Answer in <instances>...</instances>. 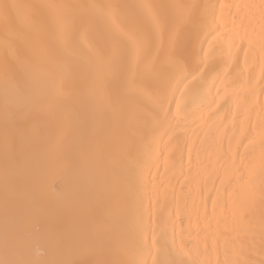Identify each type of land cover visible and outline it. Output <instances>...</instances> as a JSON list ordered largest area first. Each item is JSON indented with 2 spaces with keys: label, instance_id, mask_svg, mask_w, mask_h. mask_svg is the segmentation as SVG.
Segmentation results:
<instances>
[{
  "label": "bare ground",
  "instance_id": "6f19581e",
  "mask_svg": "<svg viewBox=\"0 0 264 264\" xmlns=\"http://www.w3.org/2000/svg\"><path fill=\"white\" fill-rule=\"evenodd\" d=\"M3 4L16 7L0 19V261L264 262V0ZM139 5L177 23L196 5L179 67ZM202 48L218 55L194 80ZM110 50L114 68L98 59Z\"/></svg>",
  "mask_w": 264,
  "mask_h": 264
},
{
  "label": "snow or ice",
  "instance_id": "6c2138e0",
  "mask_svg": "<svg viewBox=\"0 0 264 264\" xmlns=\"http://www.w3.org/2000/svg\"><path fill=\"white\" fill-rule=\"evenodd\" d=\"M12 7H16L9 4H3L0 5V19L3 20L5 25L7 26L9 24L10 20V9ZM65 7V6H61ZM111 10L112 15H116L120 10V5H109L107 6ZM138 7L148 9L150 11L151 18L153 20V23L155 27L161 31L162 33H166L167 35V42H166V56H167V63L169 65L177 66L179 67L181 65V61L183 58V51H182V42L184 38V29L183 25L188 23H194V18L192 14V10L196 8V5H181L179 7H182L185 9V13L183 14L181 20V23H177L175 19L168 20L164 17H161L158 13L153 11L155 9L154 5H139ZM223 7V5H221ZM71 37V30L70 28L66 30V39L70 40ZM148 39L142 38L140 48H143L147 45ZM139 50V49H138ZM201 51L203 52V59L201 63L204 65V68H201L200 65H197L196 69L192 73L193 79H196V74L204 71L205 68H209V62L212 61L218 53L216 51H204L202 48ZM121 58V52L118 50H110V51H104L102 52L98 59L99 62L102 63L104 66L109 68H114ZM210 70V69H209ZM70 71V69H69ZM11 72V69L5 65L3 68V75L5 80V97L6 101L9 96V85L11 84V81L9 79V74ZM18 88H22V85H17ZM167 99L166 96V86L162 85V92L160 96V105L163 109V105ZM7 102L5 107L7 108ZM180 104L177 103V109L179 110ZM34 165L38 172L42 176L41 182L37 186V193L39 195L44 194V183L46 182L48 176L52 174V170L50 168L49 161L38 159L34 162ZM72 172V162L70 159L66 160H57L56 167H55V174L58 176H65L70 175ZM0 264H67V262L64 261H56V260H34V259H23L19 261H0ZM84 264H124L123 261L118 259H107V258H99L94 261H86ZM157 264H164V262H157ZM264 264V262H262Z\"/></svg>",
  "mask_w": 264,
  "mask_h": 264
}]
</instances>
